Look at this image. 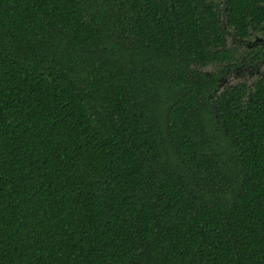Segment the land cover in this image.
I'll list each match as a JSON object with an SVG mask.
<instances>
[{
    "label": "trees",
    "instance_id": "16d2710c",
    "mask_svg": "<svg viewBox=\"0 0 264 264\" xmlns=\"http://www.w3.org/2000/svg\"><path fill=\"white\" fill-rule=\"evenodd\" d=\"M260 32L264 0H0V264H264V71L218 88Z\"/></svg>",
    "mask_w": 264,
    "mask_h": 264
},
{
    "label": "rangeland",
    "instance_id": "374dc122",
    "mask_svg": "<svg viewBox=\"0 0 264 264\" xmlns=\"http://www.w3.org/2000/svg\"><path fill=\"white\" fill-rule=\"evenodd\" d=\"M228 47L235 49L237 53L241 55L251 54V61L256 60L258 56L255 53L256 48L264 47V34L255 33L252 34L249 40H242V42L234 41L231 36L227 38ZM264 71V57H262L260 63L253 65H245L239 63L235 68L220 79L218 84L219 90H223L224 87L234 85L239 82L251 83ZM206 73L209 70H205Z\"/></svg>",
    "mask_w": 264,
    "mask_h": 264
},
{
    "label": "flooded vegetation",
    "instance_id": "af4514ba",
    "mask_svg": "<svg viewBox=\"0 0 264 264\" xmlns=\"http://www.w3.org/2000/svg\"><path fill=\"white\" fill-rule=\"evenodd\" d=\"M260 34H264V33H261V32H260ZM256 49H258V48H256ZM260 49H261V50H262V49L264 50V47H261ZM261 56L264 57V51L262 52V55H261Z\"/></svg>",
    "mask_w": 264,
    "mask_h": 264
}]
</instances>
